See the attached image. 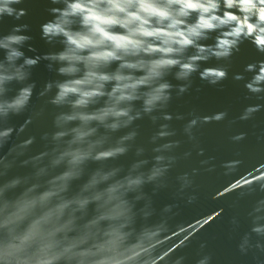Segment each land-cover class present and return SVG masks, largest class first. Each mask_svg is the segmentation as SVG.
<instances>
[{
	"label": "clouds",
	"instance_id": "clouds-1",
	"mask_svg": "<svg viewBox=\"0 0 264 264\" xmlns=\"http://www.w3.org/2000/svg\"><path fill=\"white\" fill-rule=\"evenodd\" d=\"M21 3L0 0V20L26 16V9L14 7ZM49 3L59 6L47 9L52 18L40 25L41 39L59 44L60 50L25 56L21 49L32 39L24 34L28 24L14 25L8 34L0 35V144H7L12 134V128L5 126L9 117L29 106L35 88L34 82H28L31 69L44 60L49 71L62 77L46 82L39 93L45 96L54 89L48 103L62 109L53 117L54 130L41 136L46 143L44 154L38 160L20 162L31 167L28 174L3 179L23 153L0 170V264H158L155 252L168 231L167 220L137 227L138 217L147 221L153 210L147 201L139 209L136 205L146 200L145 185L164 186L173 158L158 154L147 170L146 159L132 162L126 170L108 166L107 161L129 152V142L137 135L128 131L112 141V134L130 128L145 115L154 121L152 114L163 112L174 88L177 94L188 90L193 74L212 85L226 79L225 66L201 65L212 59L229 61L245 41L264 54V0ZM210 39L212 44L204 43ZM28 50L35 51L31 45ZM245 72L252 73L245 88L253 94L264 91V61L246 65ZM169 76L181 83L173 85ZM13 83L22 86L9 98ZM257 110L247 107L241 119ZM225 115L218 113L213 119L219 121ZM195 123L190 121L185 132L190 134ZM167 134L162 130L157 136ZM244 135L232 139L239 141ZM24 141L26 148L35 138ZM171 147L165 143L154 151L162 153ZM143 151L137 148L136 155ZM90 164L97 166L89 169ZM239 164L232 161L225 167L231 172ZM255 179L261 182L236 187L264 192V176ZM178 180L181 192L192 184L187 173ZM78 181L82 182L72 191ZM195 199L189 196L188 203ZM173 207L165 205L162 212ZM248 215L252 226L238 248L242 253L252 247L264 251L260 240L251 243L252 234L264 237V198ZM231 222L237 223L235 218ZM183 260L176 257L171 264ZM210 260L211 256L204 255L196 264H210Z\"/></svg>",
	"mask_w": 264,
	"mask_h": 264
},
{
	"label": "water",
	"instance_id": "water-1",
	"mask_svg": "<svg viewBox=\"0 0 264 264\" xmlns=\"http://www.w3.org/2000/svg\"><path fill=\"white\" fill-rule=\"evenodd\" d=\"M58 6L50 4L49 0H23V3L14 7L26 9L27 15L19 20L5 16L0 20V35L8 34L14 25L28 24L29 30L24 34L32 39L21 49L25 56L35 57L58 51L60 45L46 43L41 39L40 32V25L52 18L47 9ZM204 43L212 44L213 40ZM29 45L35 49L34 52L28 50ZM2 58L3 52L0 51ZM257 61H264V54L245 41L229 61L212 59L201 65V68L225 66L228 72L226 79L212 85L201 80L198 74H193L188 90L177 94L174 88L172 98L163 112L152 114L156 117L154 121L145 115L135 120L130 128L112 134L114 141L128 131L137 133L135 139L129 142V152L116 160L107 161L108 166H123L126 170L132 162L146 159L149 161L145 168L147 170V167H151L153 157L158 154L173 158L162 181L164 186L145 185L143 192L146 200L136 205L139 209L147 201L153 210L147 221L138 217L137 227L143 223L154 224L161 219L167 220L168 231L160 237L161 242L155 252L158 264H171L176 257L181 256L184 257L182 264H196L204 255L211 256L210 264H264V251L252 247L242 253L238 248L241 238L250 232L252 226L248 213L258 200L264 198V192L236 187H251L253 182H261L256 177L264 176V91L253 94L244 86L252 75L245 72V66ZM47 63L41 60L31 69L28 82H34L35 88L29 106L22 114L10 116L5 125L12 128V134L7 144H0V170L6 162L23 153L16 157L14 166L3 177L5 180L31 172L30 166H21L20 162L38 160L44 154L46 143L41 140V136L54 130L53 117L62 110L48 103L54 89L45 96L39 95L46 82L62 79L55 71L48 70ZM236 75L243 78L236 80ZM168 79L173 85L181 83L171 76ZM21 86L16 83L9 85L11 91L8 97L15 95ZM249 106L258 107V110L250 118L241 119ZM218 113L226 115L217 121L213 117ZM166 115L170 118L166 119ZM192 120L196 123L189 134L185 132V127ZM162 130L168 134L158 137L157 134ZM240 133L245 134L244 138L234 141L232 137ZM29 137H34L35 142L25 148L24 140ZM153 137L157 138L153 140ZM165 143L172 147L162 153L154 151ZM137 148L144 150L141 156L136 155ZM232 161H240V164L229 172L225 166ZM96 166L90 164L89 169ZM185 173L192 184L181 192L178 177ZM81 182H75L72 191ZM192 195L196 199L188 203ZM165 205L174 207L164 213L162 209ZM233 218L236 224L231 222ZM185 236L189 238L181 245L180 241ZM257 240L264 243V237L252 234L251 243L255 244ZM202 244L204 247H201ZM161 256L163 259H160Z\"/></svg>",
	"mask_w": 264,
	"mask_h": 264
}]
</instances>
